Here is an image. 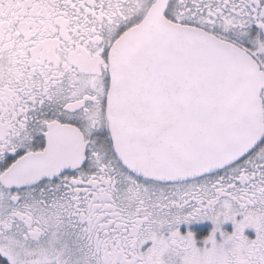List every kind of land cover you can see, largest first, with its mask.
I'll return each mask as SVG.
<instances>
[{
	"label": "snow or ice",
	"instance_id": "1",
	"mask_svg": "<svg viewBox=\"0 0 264 264\" xmlns=\"http://www.w3.org/2000/svg\"><path fill=\"white\" fill-rule=\"evenodd\" d=\"M0 264H264V0H0Z\"/></svg>",
	"mask_w": 264,
	"mask_h": 264
}]
</instances>
